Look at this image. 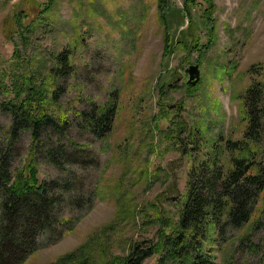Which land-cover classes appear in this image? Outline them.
<instances>
[{
	"label": "rangeland",
	"instance_id": "1",
	"mask_svg": "<svg viewBox=\"0 0 264 264\" xmlns=\"http://www.w3.org/2000/svg\"><path fill=\"white\" fill-rule=\"evenodd\" d=\"M45 1L0 0V102L11 95L5 75L19 67L16 57L25 65L19 67L22 74L45 73L51 57L65 49L71 64L50 83L55 89L46 106L56 123L41 129L35 151L38 178L54 201L51 228L36 236L35 248L20 264H51L110 221L120 177L137 215L114 236L110 256L123 258L133 242L158 238L160 217L177 216L192 164L215 149L216 167L223 173L230 168L224 145L242 136L241 98L251 82L259 92L255 160L264 165V0H212L215 36L206 49V0H196L189 17L182 0H166L164 8L156 0H54L44 11ZM160 13L173 37L168 54ZM195 63L200 78L189 86L184 70ZM109 98L115 99L114 122L100 138L79 113L89 110V100L102 106ZM9 122L1 107L0 145L11 143L13 171L23 163L29 131L10 140ZM218 133L221 139L209 146L206 138ZM254 194L244 227L218 229L210 244L213 264H264V193ZM244 233L249 234L240 239ZM154 262L148 257L144 264Z\"/></svg>",
	"mask_w": 264,
	"mask_h": 264
},
{
	"label": "trees",
	"instance_id": "2",
	"mask_svg": "<svg viewBox=\"0 0 264 264\" xmlns=\"http://www.w3.org/2000/svg\"><path fill=\"white\" fill-rule=\"evenodd\" d=\"M53 1L46 0L42 10H49ZM156 1H159V8L166 6V0ZM182 1L185 15L189 17L196 0ZM206 1L207 10L202 16L211 26L208 41L202 44L204 49L212 45L215 36V18L212 17L215 4L212 0ZM159 17L164 25L163 53L168 54L173 37L164 13H160ZM19 19L17 15L14 19L16 25L20 23ZM177 42L184 44L182 40ZM50 60L45 73L22 74L19 67L25 65L16 57L14 66L19 67L12 75H5L10 80L11 95L0 102V108L10 114L7 137L11 140L20 131L27 130L29 142L23 163L13 171L9 169L11 143L6 140L0 145V264H20L25 255L35 248L36 236L51 228L54 201L48 196L45 182L38 178L35 151L41 129L56 123L47 112L46 105L52 101L55 89L50 83L71 65L69 50L55 53ZM258 93L256 82H251L243 92L240 118L245 125L242 136L237 140L227 139L224 145L230 155L228 171L223 173L221 167H216L219 158L215 159L218 157L215 149L211 150L210 157H200L192 164L187 172L184 192L178 198L177 216L169 220L160 217L162 228H159L158 238L133 242L129 254L123 258L116 254L110 256L114 236L134 224L137 215L134 197L126 187L121 186L124 177H120L112 192L115 199L113 218L93 231L74 250L58 256L51 264H144L148 257H155L154 264H213L210 244L218 229L227 224L244 227L250 220L247 210L250 199L257 191L264 193V165L255 160L257 141L261 137L257 131L255 111ZM109 99L102 106L89 100V110L79 113L100 138L111 131L114 122L115 99ZM181 127L183 124L178 122L177 128ZM222 135L209 136L206 143L213 146ZM71 145L81 147L76 142H71ZM144 181H147L145 175ZM218 183L219 189L216 188ZM222 213L226 219L221 222ZM248 234L244 233L240 239Z\"/></svg>",
	"mask_w": 264,
	"mask_h": 264
},
{
	"label": "water",
	"instance_id": "3",
	"mask_svg": "<svg viewBox=\"0 0 264 264\" xmlns=\"http://www.w3.org/2000/svg\"><path fill=\"white\" fill-rule=\"evenodd\" d=\"M187 73V81L186 83L189 86H195L196 83L199 81L200 78V67L199 64H190L188 67L185 68L184 70Z\"/></svg>",
	"mask_w": 264,
	"mask_h": 264
}]
</instances>
